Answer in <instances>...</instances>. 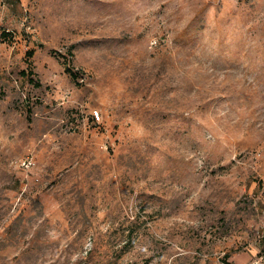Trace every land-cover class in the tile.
Returning a JSON list of instances; mask_svg holds the SVG:
<instances>
[{
    "label": "rangeland",
    "instance_id": "374dc122",
    "mask_svg": "<svg viewBox=\"0 0 264 264\" xmlns=\"http://www.w3.org/2000/svg\"><path fill=\"white\" fill-rule=\"evenodd\" d=\"M263 254L264 0H0V264Z\"/></svg>",
    "mask_w": 264,
    "mask_h": 264
},
{
    "label": "built area",
    "instance_id": "2783aa9c",
    "mask_svg": "<svg viewBox=\"0 0 264 264\" xmlns=\"http://www.w3.org/2000/svg\"><path fill=\"white\" fill-rule=\"evenodd\" d=\"M93 114L96 118H99V112L97 110L94 111ZM32 163V159L29 157H26L21 161L22 166H24L25 168L30 167ZM250 264H264V254L258 257L257 259L253 260Z\"/></svg>",
    "mask_w": 264,
    "mask_h": 264
},
{
    "label": "trees",
    "instance_id": "16d2710c",
    "mask_svg": "<svg viewBox=\"0 0 264 264\" xmlns=\"http://www.w3.org/2000/svg\"><path fill=\"white\" fill-rule=\"evenodd\" d=\"M3 33H5V32H3ZM32 53H33V51H32L31 49L27 51V55H32ZM65 71H66L67 73H69V74L71 75L72 78L75 77V72H73V71L71 70V68H70L68 65H66V67H65ZM35 84H36V85H39V82H36Z\"/></svg>",
    "mask_w": 264,
    "mask_h": 264
}]
</instances>
